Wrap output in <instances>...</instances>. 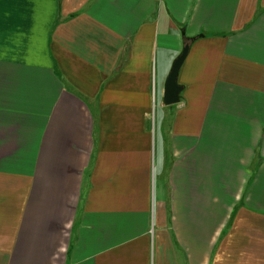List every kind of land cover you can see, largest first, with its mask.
Returning a JSON list of instances; mask_svg holds the SVG:
<instances>
[{"label":"crops","instance_id":"obj_1","mask_svg":"<svg viewBox=\"0 0 264 264\" xmlns=\"http://www.w3.org/2000/svg\"><path fill=\"white\" fill-rule=\"evenodd\" d=\"M0 264H264V0H0Z\"/></svg>","mask_w":264,"mask_h":264},{"label":"water","instance_id":"obj_2","mask_svg":"<svg viewBox=\"0 0 264 264\" xmlns=\"http://www.w3.org/2000/svg\"><path fill=\"white\" fill-rule=\"evenodd\" d=\"M189 44H185L180 55L174 60L172 67L166 77L163 87V103L165 105H172L178 101L181 86L177 83V74L182 65L187 52Z\"/></svg>","mask_w":264,"mask_h":264},{"label":"trees","instance_id":"obj_3","mask_svg":"<svg viewBox=\"0 0 264 264\" xmlns=\"http://www.w3.org/2000/svg\"><path fill=\"white\" fill-rule=\"evenodd\" d=\"M198 37H200L199 35L198 36H195L194 38H192V40H195V39H197Z\"/></svg>","mask_w":264,"mask_h":264}]
</instances>
